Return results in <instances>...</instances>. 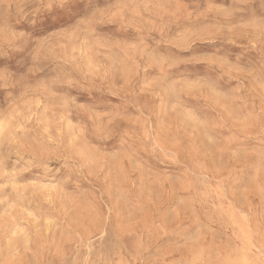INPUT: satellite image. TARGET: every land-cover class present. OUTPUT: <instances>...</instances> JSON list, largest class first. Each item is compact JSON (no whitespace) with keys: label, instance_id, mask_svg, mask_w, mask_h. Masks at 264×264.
Here are the masks:
<instances>
[{"label":"rangeland","instance_id":"374dc122","mask_svg":"<svg viewBox=\"0 0 264 264\" xmlns=\"http://www.w3.org/2000/svg\"><path fill=\"white\" fill-rule=\"evenodd\" d=\"M158 2L163 7L149 4L140 10L144 34L158 38L159 31H146L155 27L178 37L181 22H172L166 0ZM121 31L127 37L123 50L81 47L73 53L64 40H52L42 60L56 67L76 55L111 67L103 94L114 103L97 112L125 105V111L114 112V135L104 133L102 141L91 136L88 113L78 120L69 112L65 118L55 100L42 97H28L3 126L16 143L5 153L8 175H0V259L11 264H71L85 258L92 264H260L259 174L256 190L244 191L251 163L264 148L259 106L253 112L254 102L245 108V101L223 94L206 100L195 82L175 87L166 108L157 98L155 112L136 96L122 101L110 89L124 83L140 33L136 27ZM42 139L56 148L55 155L41 156ZM29 160L39 166L29 167ZM241 204L251 214L247 230L235 213Z\"/></svg>","mask_w":264,"mask_h":264},{"label":"clouds","instance_id":"9594fccd","mask_svg":"<svg viewBox=\"0 0 264 264\" xmlns=\"http://www.w3.org/2000/svg\"><path fill=\"white\" fill-rule=\"evenodd\" d=\"M149 4L163 7L158 0H0V175H8L3 171L5 153L13 151L11 145L16 143L10 138V130L3 126L21 104L28 102V97L55 100L65 118L69 112L78 120L82 112L88 113L94 125H89V134L101 141L105 139L104 133L114 135L118 131L114 112L125 111L124 104H119L114 112H97L114 103L103 94L111 67L93 65L76 55L63 58V65L45 64L43 53L45 49L51 50L52 40H64L73 53L81 47L123 50L122 41L127 37L121 29L136 27L140 34L135 59L128 57L131 69L119 90L110 89L122 101L136 96L155 112L157 98L159 106L166 108L171 103L169 93L175 87L195 82L203 89L201 95L206 100L223 94L226 99L245 101V108L254 102L252 110L258 105L264 122V0H166L172 22H181L180 33L171 37L162 28L146 29L148 33L159 31L158 38L145 35L142 18L137 19L140 10H147ZM116 24L119 29L111 26ZM58 47L63 49L65 45ZM84 91L89 93L87 98ZM175 110L173 107L172 111ZM40 144L41 156L45 152L55 155L56 148L43 139ZM33 157L37 159L35 153ZM257 157L251 163L252 178L244 191L256 190L259 174L258 189L264 199V148ZM34 160L27 161V165L39 166ZM39 163L43 164V160ZM43 166L47 169L46 164ZM72 171L80 175L75 166ZM3 187L0 185V189ZM235 213L247 230L250 212L241 204ZM260 235L264 241V205L260 212ZM0 264L11 262L0 259ZM71 264L92 262L85 258Z\"/></svg>","mask_w":264,"mask_h":264}]
</instances>
